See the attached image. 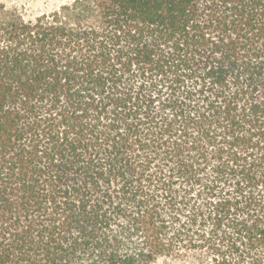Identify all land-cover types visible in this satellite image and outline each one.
Instances as JSON below:
<instances>
[{
    "label": "trees",
    "instance_id": "trees-1",
    "mask_svg": "<svg viewBox=\"0 0 264 264\" xmlns=\"http://www.w3.org/2000/svg\"><path fill=\"white\" fill-rule=\"evenodd\" d=\"M160 259L264 264V0L0 18V264Z\"/></svg>",
    "mask_w": 264,
    "mask_h": 264
},
{
    "label": "rangeland",
    "instance_id": "rangeland-1",
    "mask_svg": "<svg viewBox=\"0 0 264 264\" xmlns=\"http://www.w3.org/2000/svg\"><path fill=\"white\" fill-rule=\"evenodd\" d=\"M72 0H0V18L16 13L26 19L34 18L45 12H51L58 9L61 5ZM154 264H175L172 261L160 259Z\"/></svg>",
    "mask_w": 264,
    "mask_h": 264
}]
</instances>
